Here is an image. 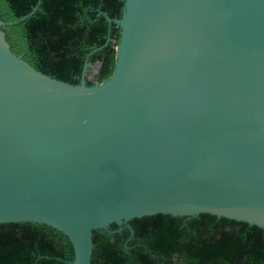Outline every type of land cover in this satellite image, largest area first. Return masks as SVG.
Masks as SVG:
<instances>
[{
	"label": "water",
	"instance_id": "obj_1",
	"mask_svg": "<svg viewBox=\"0 0 264 264\" xmlns=\"http://www.w3.org/2000/svg\"><path fill=\"white\" fill-rule=\"evenodd\" d=\"M111 78L45 75L0 15V224L94 232L156 215L264 230V0H125Z\"/></svg>",
	"mask_w": 264,
	"mask_h": 264
},
{
	"label": "trees",
	"instance_id": "obj_2",
	"mask_svg": "<svg viewBox=\"0 0 264 264\" xmlns=\"http://www.w3.org/2000/svg\"><path fill=\"white\" fill-rule=\"evenodd\" d=\"M125 0H0L12 50L37 71L79 85L86 63L101 64L95 81L111 78ZM134 230L94 232L93 264H264V230L211 215H156L129 223ZM118 229L112 225L110 230ZM131 239V240H130ZM130 240V241H129ZM127 244V246H125ZM74 247L61 232L32 223L0 224V264H71Z\"/></svg>",
	"mask_w": 264,
	"mask_h": 264
},
{
	"label": "rangeland",
	"instance_id": "obj_3",
	"mask_svg": "<svg viewBox=\"0 0 264 264\" xmlns=\"http://www.w3.org/2000/svg\"><path fill=\"white\" fill-rule=\"evenodd\" d=\"M100 67H101V64H95L92 66V68L90 69V72L88 74V80L90 81H95L99 71H100Z\"/></svg>",
	"mask_w": 264,
	"mask_h": 264
},
{
	"label": "flooded vegetation",
	"instance_id": "obj_4",
	"mask_svg": "<svg viewBox=\"0 0 264 264\" xmlns=\"http://www.w3.org/2000/svg\"><path fill=\"white\" fill-rule=\"evenodd\" d=\"M127 227L126 226H123L122 228L118 226V229L114 231V233H122L124 230H126ZM131 240V239H130ZM129 240V241H130ZM127 246V244L125 245Z\"/></svg>",
	"mask_w": 264,
	"mask_h": 264
}]
</instances>
